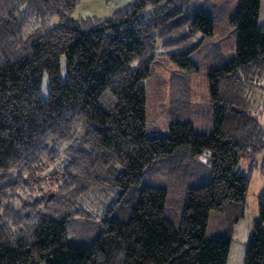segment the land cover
<instances>
[{
	"label": "trees",
	"instance_id": "16d2710c",
	"mask_svg": "<svg viewBox=\"0 0 264 264\" xmlns=\"http://www.w3.org/2000/svg\"><path fill=\"white\" fill-rule=\"evenodd\" d=\"M200 1L132 0L101 19L75 18L81 0H0V264H228L264 150L251 99L264 91L263 0H241L236 56L208 75L213 132L146 130L158 52L194 71L192 53L213 36ZM181 151L206 153L212 181L186 190L175 222L167 188L139 183ZM257 201L243 264H264V186ZM213 211L230 226L208 238Z\"/></svg>",
	"mask_w": 264,
	"mask_h": 264
},
{
	"label": "rangeland",
	"instance_id": "374dc122",
	"mask_svg": "<svg viewBox=\"0 0 264 264\" xmlns=\"http://www.w3.org/2000/svg\"><path fill=\"white\" fill-rule=\"evenodd\" d=\"M130 1L132 0H81L75 11V18L96 16L107 19ZM240 4L241 0L200 1V9L214 19V32L212 37L204 38L201 46L191 55L196 70L182 73L163 51L158 52L147 84L148 136H166L173 122H190L198 133L213 132L215 106L210 97L208 75L223 60L222 55L228 60L236 56L237 31L231 25V20ZM261 22L264 23V0ZM186 88L190 90L189 94L185 92ZM251 97L254 108L252 113L264 128V91L255 87ZM250 160L247 156L241 159L239 166L242 171L249 170ZM255 161L256 166L250 176L245 216L233 228L228 264H243L245 244L252 231L253 219L258 213L257 196L264 186V150L255 157ZM211 181L212 167L208 155L204 153L192 158L181 151L147 167L139 186H165L168 190L166 215L176 222V219L181 218L186 190ZM222 216L224 217L220 212H211L208 238L222 236L230 226ZM99 224L100 220H97L96 225H90V239L97 236Z\"/></svg>",
	"mask_w": 264,
	"mask_h": 264
},
{
	"label": "crops",
	"instance_id": "0c3cea01",
	"mask_svg": "<svg viewBox=\"0 0 264 264\" xmlns=\"http://www.w3.org/2000/svg\"><path fill=\"white\" fill-rule=\"evenodd\" d=\"M249 234V233H248ZM231 246H232V244H231ZM245 246H246V244H245ZM246 249V248H245ZM230 252H231V250H230Z\"/></svg>",
	"mask_w": 264,
	"mask_h": 264
}]
</instances>
